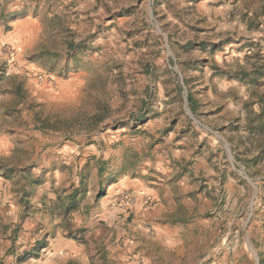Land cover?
Instances as JSON below:
<instances>
[{"label": "rangeland", "instance_id": "rangeland-1", "mask_svg": "<svg viewBox=\"0 0 264 264\" xmlns=\"http://www.w3.org/2000/svg\"><path fill=\"white\" fill-rule=\"evenodd\" d=\"M0 134V264H264V0H0Z\"/></svg>", "mask_w": 264, "mask_h": 264}, {"label": "crops", "instance_id": "crops-1", "mask_svg": "<svg viewBox=\"0 0 264 264\" xmlns=\"http://www.w3.org/2000/svg\"><path fill=\"white\" fill-rule=\"evenodd\" d=\"M10 139L8 137H4L0 134V156H3V155H8V149H10ZM135 185H137L139 188H141L146 195L150 196V195H153V191L150 190L149 187L146 186V188L144 187V185L140 182H136ZM116 200V199H115ZM66 248L68 249L69 251L71 252H80L82 251L83 249H80L78 246L75 245V243H72V242H67V243H62L61 241H56L55 245H54V248L55 249H61V248ZM58 259L60 257H57ZM43 264H50V263H43Z\"/></svg>", "mask_w": 264, "mask_h": 264}]
</instances>
